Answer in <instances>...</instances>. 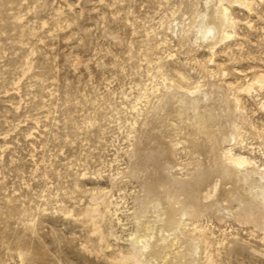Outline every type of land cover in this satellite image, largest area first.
<instances>
[{"label":"rangeland","instance_id":"obj_1","mask_svg":"<svg viewBox=\"0 0 264 264\" xmlns=\"http://www.w3.org/2000/svg\"><path fill=\"white\" fill-rule=\"evenodd\" d=\"M246 3L229 8L233 35L211 58L171 34L180 0H0V264H138L128 234L149 180L128 175L130 155L152 98L183 85L179 74L238 95L231 152L264 166L261 95L240 91L264 75V0ZM177 161L199 162L182 149ZM98 195L105 238L85 216ZM188 223L206 264H264L253 225Z\"/></svg>","mask_w":264,"mask_h":264},{"label":"bare ground","instance_id":"obj_2","mask_svg":"<svg viewBox=\"0 0 264 264\" xmlns=\"http://www.w3.org/2000/svg\"><path fill=\"white\" fill-rule=\"evenodd\" d=\"M180 2L181 12L170 24L171 34L183 53L204 48L211 58L233 35L229 8L247 5V0ZM179 78L183 85L177 90L164 85L152 98L148 113L138 123L137 144L130 155L128 175H144L149 180L128 234L138 264H206L204 239L195 233L199 229L183 228L206 214L251 224L264 232V166L231 152L240 136L238 124H245L238 95L214 76L196 87L183 74ZM240 91L261 95L258 101L264 105V75L247 82ZM180 149L199 162L186 170L177 161ZM92 200L85 216L105 238L100 208L104 197Z\"/></svg>","mask_w":264,"mask_h":264}]
</instances>
